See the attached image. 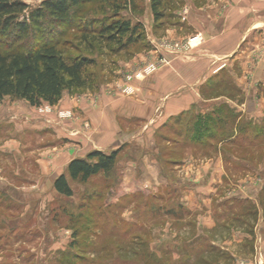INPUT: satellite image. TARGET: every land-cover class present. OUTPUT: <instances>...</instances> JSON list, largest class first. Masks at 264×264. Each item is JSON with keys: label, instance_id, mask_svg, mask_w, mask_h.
I'll return each mask as SVG.
<instances>
[{"label": "rangeland", "instance_id": "374dc122", "mask_svg": "<svg viewBox=\"0 0 264 264\" xmlns=\"http://www.w3.org/2000/svg\"><path fill=\"white\" fill-rule=\"evenodd\" d=\"M22 1L18 20L96 63L55 104L0 101V264H57L75 234L83 264H207L210 244L232 257L218 264H264V0H162L159 20L152 0H91L66 26L30 16L44 0ZM121 22L138 40L102 32ZM146 94L160 105L137 117L128 100ZM109 96L115 109L94 108ZM102 127L122 145L114 169L59 194L62 157L98 149Z\"/></svg>", "mask_w": 264, "mask_h": 264}, {"label": "trees", "instance_id": "16d2710c", "mask_svg": "<svg viewBox=\"0 0 264 264\" xmlns=\"http://www.w3.org/2000/svg\"><path fill=\"white\" fill-rule=\"evenodd\" d=\"M89 1L91 0H44L42 7L33 10L30 16L38 21L47 13L57 24L70 25L75 19L74 10ZM161 2L162 0H152V10L158 20L163 16L159 10ZM27 6L28 4L22 0H0V101L5 96H12L26 99L34 106H40L44 102L55 104L62 98L65 90L80 88L87 84L90 75L88 67L95 64L96 60L87 55L66 56L61 39L57 38L60 32L55 28H33L26 20H18V15ZM130 29L132 28L129 22H121L105 26L102 32H110L108 37L112 39L116 34L114 31L124 36ZM133 32L134 30L126 44L138 40L133 36ZM45 33L48 36L43 40ZM33 35L39 38L32 43ZM120 149L121 147L111 152L94 149L85 157L73 158L67 166V172L54 179V188L59 194L71 197L75 191L73 182L84 184L95 175L110 173L116 165ZM262 193L264 194V191ZM254 210L253 213L256 215L258 210ZM63 211L72 217L70 214L72 212L67 208H63ZM81 213L77 216L80 217ZM73 237L69 249L60 252L57 264L86 262L84 253L73 250L80 243L76 234ZM88 239L89 237H86L85 240ZM94 239L96 236L90 238L89 244L94 245ZM208 248L213 254V260L206 259L207 264H218L215 260L218 255H225L228 260L232 259L230 254L213 244ZM104 250L103 248L96 252L102 253ZM121 250L122 247H119V251ZM152 256L155 254L152 253ZM126 260L123 259L118 264H127ZM92 263L102 264L94 260ZM168 264H177V261L173 260Z\"/></svg>", "mask_w": 264, "mask_h": 264}, {"label": "crops", "instance_id": "0c3cea01", "mask_svg": "<svg viewBox=\"0 0 264 264\" xmlns=\"http://www.w3.org/2000/svg\"><path fill=\"white\" fill-rule=\"evenodd\" d=\"M241 42V40L239 41V43ZM238 43V44H239ZM176 76L178 77V85L177 86H175L174 85V88L175 87H177V88H179V87H181V86H183L182 85V81H181V77H180V75L178 74V72H174L173 73V78H176ZM161 81V80H160ZM163 82V81H162ZM173 82H175V79H174V81ZM163 85H164V82H163ZM152 92V91H151ZM167 92V94H170L171 93V91H166ZM167 96V95H166ZM148 97H149V95L148 94H146V96H144L143 98V100H145L146 102L144 103V102H142V101H138V100H133V98H131V100H128L129 101V103H130V105L131 104H134L135 106H137L138 108L140 107L141 108V110L139 111V112H136L135 114H136V116L137 117H150L151 115H149V112H150V108H152L151 106H152V104H154L155 102H158V101H149V99H148ZM104 98H106V95H105V97ZM162 98V97H161ZM163 99H164V97H163ZM106 100H108L109 101V106L110 107H112V105H113V109H115V106H114V102H115V100H117V99H113V97H111V96H109L107 99H104V101L102 100V102H99L98 104H97V106L96 107H94V108H98V109H100L103 105H102V103L103 102H105ZM108 101H106V103H108ZM148 101V102H147ZM176 103H177V101L176 102H173V104L170 102L168 105H166V106H163V111L164 112H167V111H170L171 109H173V108H175V107H177V105H179V104H177L176 105ZM146 104V105H145ZM158 105H160V103L158 102ZM157 107V106H156ZM159 107V106H158ZM181 107V106H180ZM160 109V108H159ZM143 110H145V112L143 111ZM172 113H174V112H172ZM172 113H170V114H172ZM155 114V113H154ZM168 116H169V114H168ZM98 121V120H97ZM97 121H96V124H97ZM93 124H95V123H93ZM111 131H112V133H111ZM104 132H105V135H104ZM113 132H116V130L115 129H113V130H110V128H105V127H102L101 129H98V130H96V132L94 133V139H93V141H94V147H97L98 149H106V148H111V149H114V148H117V147H119V146H122V145H120L118 142H117V140L115 139V138H112V136H113ZM109 134V137L107 136V134ZM82 157H85V155L83 154V155H81ZM64 157L65 156H63L62 158H63V160H65V166H64V168H63V171L62 172H64V171H66L67 172V166H68V164H69V162L73 159V158H75V157H77V156H73V157H71V158H69V159H64ZM62 160V159H61ZM149 166H152V165H149ZM127 169H129L130 171H132V175H134V172L133 171H135V168H130V167H127ZM61 172V173H62ZM57 176V175H56ZM130 179V178H129Z\"/></svg>", "mask_w": 264, "mask_h": 264}]
</instances>
